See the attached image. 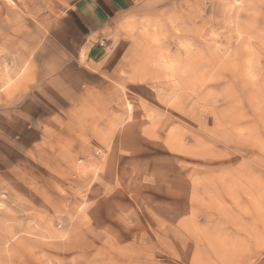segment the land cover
Here are the masks:
<instances>
[{"label": "rangeland", "instance_id": "obj_1", "mask_svg": "<svg viewBox=\"0 0 264 264\" xmlns=\"http://www.w3.org/2000/svg\"><path fill=\"white\" fill-rule=\"evenodd\" d=\"M66 5L0 0V264H264V0H130L97 80Z\"/></svg>", "mask_w": 264, "mask_h": 264}, {"label": "crops", "instance_id": "obj_2", "mask_svg": "<svg viewBox=\"0 0 264 264\" xmlns=\"http://www.w3.org/2000/svg\"><path fill=\"white\" fill-rule=\"evenodd\" d=\"M64 1L68 7L56 25L58 37L48 43L59 54L57 65L69 66L68 71L75 75L81 62H84L90 71L88 74L96 80L97 75L113 73L124 56L126 47L120 41L112 42L111 32L127 16L125 11L133 9L129 7L130 0ZM82 55L85 57L84 61L81 59ZM74 82L80 83L81 80L75 78ZM23 97L9 98V102L3 103L7 106L20 105L19 101Z\"/></svg>", "mask_w": 264, "mask_h": 264}]
</instances>
